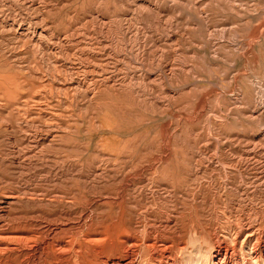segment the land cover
Masks as SVG:
<instances>
[{"label":"rangeland","instance_id":"1","mask_svg":"<svg viewBox=\"0 0 264 264\" xmlns=\"http://www.w3.org/2000/svg\"><path fill=\"white\" fill-rule=\"evenodd\" d=\"M263 152L264 0H0V264L212 263Z\"/></svg>","mask_w":264,"mask_h":264},{"label":"bare ground","instance_id":"2","mask_svg":"<svg viewBox=\"0 0 264 264\" xmlns=\"http://www.w3.org/2000/svg\"><path fill=\"white\" fill-rule=\"evenodd\" d=\"M40 36V35H39ZM106 48V47H105ZM109 49V48H108ZM79 60V59H78ZM80 61V60H79ZM77 65V64H76ZM88 65H90L88 63ZM87 65V66H88ZM79 66V65H78ZM92 66V65H91ZM85 67V66H84ZM81 68V67H80ZM83 68V67H82ZM81 68V69H82ZM86 68V67H85ZM94 68V66H93ZM87 69V68H86ZM96 69V68H95ZM78 70V67H77ZM83 72V71H81ZM86 72V71H85ZM84 72V73H85ZM91 72V71H90ZM93 72V71H92ZM79 74V72H77ZM87 73V72H86ZM97 73V72H96ZM76 74V73H75ZM91 73H89L90 75ZM87 75V76H89ZM98 77L97 74H93ZM77 76V75H75ZM86 76V75H85ZM93 76V77H94ZM85 78V77H84ZM83 78V79H84ZM87 78V77H86ZM71 79V78H70ZM113 79V78H112ZM81 80V79H80ZM92 80V79H90ZM97 80V79H95ZM100 80V79H99ZM120 80V79H119ZM75 81V80H74ZM93 81V80H92ZM101 81V80H100ZM78 82V81H77ZM84 82V81H83ZM102 82V81H101ZM113 82V81H112ZM122 82V81H121ZM90 83V82H89ZM92 83V82H91ZM90 83V84H91ZM105 83V82H103ZM97 84L94 85L93 89H100L104 87L106 84ZM78 84V83H77ZM89 84V86H90ZM80 85V84H79ZM78 85V86H79ZM123 85V84H122ZM77 86V87H78ZM93 86V85H91ZM109 86V85H108ZM72 87V86H71ZM83 88V86H82ZM92 88V87H91ZM76 89V88H75ZM74 89V90H75ZM78 89V88H77ZM89 87L87 86V88ZM82 90V89H81ZM104 90V89H103ZM76 91V90H75ZM74 91V92H75ZM78 91V90H77ZM84 91V90H83ZM91 91V90H90ZM92 92V91H91ZM95 93V92H94ZM93 96V95H92ZM26 123V122H25ZM41 144V143H40ZM250 146L252 144H249ZM257 146V144H256ZM256 149V147H252ZM261 147H259L260 149ZM258 149V148H257ZM258 149V150H259ZM250 150V149H249ZM248 150V151H249ZM257 150V152H258ZM262 150V149H261ZM46 151V150H45ZM247 151V150H245ZM256 152V151H255ZM264 153V152H263ZM253 154V153H252ZM262 156V155H261ZM260 156V157H261ZM254 157H252L253 159ZM251 159V160H252ZM249 160V159H248ZM244 161L241 165L243 171L245 172H253V180L250 183L252 185V189L255 191H251L249 189H243L238 194L239 201L237 205L227 208L228 218L232 219V239L230 242L227 241L225 237L216 238L214 242V260L212 263L207 264H264V158L260 161ZM220 161V160H219ZM205 162V161H204ZM210 162V160H209ZM209 164V163H208ZM204 165V164H203ZM206 165V164H205ZM219 165V164H218ZM207 166V165H206ZM222 166V164H221ZM237 167V166H236ZM231 168V167H230ZM240 167H238L239 169ZM234 169V168H233ZM237 169V170H238ZM241 169V168H240ZM240 172V171H238ZM249 174V173H248ZM247 174V175H248ZM139 176V175H138ZM137 176V177H138ZM137 179V178H136ZM251 181V180H250ZM247 184V183H246ZM200 185V184H199ZM242 185V184H241ZM248 185V184H247ZM240 188V186H239ZM242 188V187H241ZM144 188H142L143 190ZM235 191V190H234ZM240 191V190H239ZM142 193V192H141ZM250 193H253L256 197V202L254 199L250 198ZM141 196V195H140ZM146 196V195H145ZM252 196V195H251ZM237 197V198H238ZM145 200V199H144ZM232 204V203H231ZM250 205L251 209L249 210V214H244L242 207L246 205ZM242 205V206H241ZM248 207V206H247ZM169 215V214H168ZM150 220V219H149ZM156 220V219H155ZM171 220L167 217L164 223H160L158 225H152L150 230L154 234L150 237V245L149 247L153 249H157V245L164 240L163 234H166L168 230L171 229ZM144 223V221H143ZM154 223V221H153ZM156 223V222H155ZM141 224V223H140ZM149 224V223H148ZM145 225V224H144ZM144 225H140L142 229V233L144 235L150 236L151 233L148 229L144 227ZM148 226V225H147ZM175 226V225H174ZM149 228V226H148ZM48 230V229H47ZM144 231V232H143ZM137 232H139L137 230ZM216 234V233H215ZM214 234V235H215ZM149 238V237H148ZM146 239V237H145ZM214 239V238H213ZM90 240V239H89ZM163 245V244H162ZM146 246V244H145ZM148 246V245H147ZM162 247V246H161ZM165 247V246H164ZM160 250V249H159ZM158 250V251H159ZM163 250V249H162ZM208 260V259H207ZM209 262V261H208ZM133 263V262H132ZM200 264V263H196Z\"/></svg>","mask_w":264,"mask_h":264}]
</instances>
